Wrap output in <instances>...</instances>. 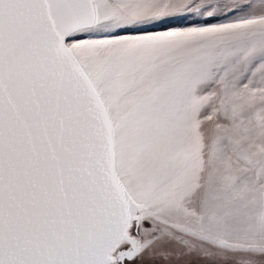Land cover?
<instances>
[{"label":"snow or ice","instance_id":"1","mask_svg":"<svg viewBox=\"0 0 264 264\" xmlns=\"http://www.w3.org/2000/svg\"><path fill=\"white\" fill-rule=\"evenodd\" d=\"M0 264H264V0H0Z\"/></svg>","mask_w":264,"mask_h":264},{"label":"rangeland","instance_id":"2","mask_svg":"<svg viewBox=\"0 0 264 264\" xmlns=\"http://www.w3.org/2000/svg\"><path fill=\"white\" fill-rule=\"evenodd\" d=\"M221 20L224 19V17H220ZM196 19L195 18H189L188 20L184 21L185 24H191V23H195Z\"/></svg>","mask_w":264,"mask_h":264}]
</instances>
